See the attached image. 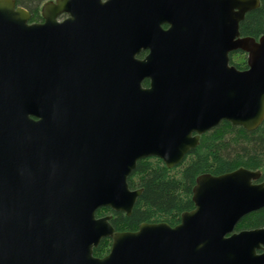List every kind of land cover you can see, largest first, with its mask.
<instances>
[{
	"label": "water",
	"instance_id": "water-1",
	"mask_svg": "<svg viewBox=\"0 0 264 264\" xmlns=\"http://www.w3.org/2000/svg\"><path fill=\"white\" fill-rule=\"evenodd\" d=\"M136 8L137 53L130 61L119 36V7ZM259 0H50L43 23L15 0H0V264H264V227L235 232L264 208L260 172L238 168L195 180L194 208L174 227L142 223L117 232L108 208L131 214L140 190L127 178L136 163H181L199 138L222 121L246 131L264 120V34L241 37L239 23ZM220 20L208 53L190 23ZM183 9V53L166 60L172 31L161 23ZM72 18L61 24L55 17ZM159 42L152 52L150 41ZM246 55V69L229 53ZM113 56L103 71L101 55ZM74 55L91 60L74 61ZM82 66L81 78L54 77ZM149 80L143 87L141 81ZM30 117H35L33 121ZM102 239L109 252L93 256Z\"/></svg>",
	"mask_w": 264,
	"mask_h": 264
},
{
	"label": "trees",
	"instance_id": "trees-1",
	"mask_svg": "<svg viewBox=\"0 0 264 264\" xmlns=\"http://www.w3.org/2000/svg\"><path fill=\"white\" fill-rule=\"evenodd\" d=\"M50 0H15L34 17L40 15V5ZM248 12L239 25L241 37L258 39L264 34V0ZM232 65L245 70L246 63ZM260 172L258 182L264 181V120L253 130L233 126L222 121L199 138L198 145L185 155L181 163L171 169L158 158H145L136 163L127 178L131 190H140L131 214L113 212L108 208L96 211V217L111 215L110 224L117 232H134L142 223H166L174 227L184 212L193 210L191 200L195 180L202 174L219 176L238 168ZM264 227V208L243 216L234 231ZM111 241L102 239L93 249V256L101 258L109 252Z\"/></svg>",
	"mask_w": 264,
	"mask_h": 264
},
{
	"label": "flooded vegetation",
	"instance_id": "flooded-vegetation-1",
	"mask_svg": "<svg viewBox=\"0 0 264 264\" xmlns=\"http://www.w3.org/2000/svg\"><path fill=\"white\" fill-rule=\"evenodd\" d=\"M105 2L106 0H102ZM119 15H118V27H119V36L121 37L119 41H121V44L123 45V48H127L126 52L130 55V61H136V62H143L146 57L150 54V50L148 48H142L139 50V52L134 53L132 52L131 47L134 44V37H135V17H136V8L134 5L131 6H121L118 9ZM207 11V12H205ZM204 14L199 15L196 19H191L190 23L193 27H195L199 33L200 36V48H204L206 51L205 53H208L209 48L214 46V38L216 35H219V28H220V20L216 16L209 15L208 14V8H204ZM72 17L68 14H60L55 17V23L61 24L64 21L71 19ZM44 19L41 15L34 17L30 14V18L28 21V24H36V23H43ZM242 22V21H241ZM240 22V23H241ZM239 23V25H240ZM183 24L186 25L185 22H183V9L180 16L175 15V11H173V15L170 16V19L167 20L165 23L160 24V28L163 31H172L168 35V40H165V45L167 53H166V60H169L170 62L173 59L174 53H177L175 57L177 58L180 53H183ZM187 26V25H186ZM240 34V33H239ZM241 36V35H240ZM152 52L154 53L157 46L159 47V42H157L155 39H152L150 41ZM236 54H242L241 52H232L229 53V65H232L231 61L233 57ZM245 56V55H244ZM74 61H88L91 60L88 56L85 55H74L72 58ZM115 61L113 56L109 57L106 54L101 55L99 57V62L104 67L103 71H114L115 68H117V64H112ZM80 65V64H79ZM83 73L82 66H74L71 68L69 72L66 74H61V69L58 68L55 69L54 77L56 76L57 81L59 82L60 79H63L65 82L66 80L71 81L72 77L74 78H81ZM141 85L143 87L149 86V80L143 79L141 81ZM33 121H36L37 119L35 117H30Z\"/></svg>",
	"mask_w": 264,
	"mask_h": 264
},
{
	"label": "rangeland",
	"instance_id": "rangeland-1",
	"mask_svg": "<svg viewBox=\"0 0 264 264\" xmlns=\"http://www.w3.org/2000/svg\"><path fill=\"white\" fill-rule=\"evenodd\" d=\"M43 4L40 5V9L42 7ZM26 9V8H25ZM27 10V9H26ZM245 55V54H244ZM242 54H236L234 57H233V61L236 62V63H241L242 61H245L246 60V55L244 56Z\"/></svg>",
	"mask_w": 264,
	"mask_h": 264
}]
</instances>
